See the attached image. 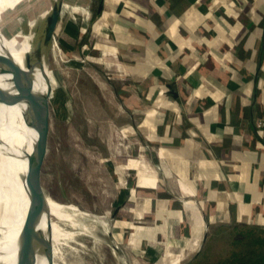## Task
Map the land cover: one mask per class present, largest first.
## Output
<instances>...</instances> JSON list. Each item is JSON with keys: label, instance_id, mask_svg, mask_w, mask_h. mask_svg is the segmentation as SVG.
<instances>
[{"label": "crops", "instance_id": "obj_1", "mask_svg": "<svg viewBox=\"0 0 264 264\" xmlns=\"http://www.w3.org/2000/svg\"><path fill=\"white\" fill-rule=\"evenodd\" d=\"M56 1L71 50L87 30L86 54L114 58L97 85L140 143L130 162H107L115 225L134 228L136 250L166 242L183 264L211 231L264 233V0Z\"/></svg>", "mask_w": 264, "mask_h": 264}, {"label": "rangeland", "instance_id": "obj_2", "mask_svg": "<svg viewBox=\"0 0 264 264\" xmlns=\"http://www.w3.org/2000/svg\"><path fill=\"white\" fill-rule=\"evenodd\" d=\"M78 1L80 3V0ZM35 2L36 13L33 21L37 17H43L50 0ZM78 8L81 10V7L76 5L67 16L70 23H74L73 19L79 16L75 13ZM57 27L58 22L55 32ZM64 27L66 28V24L62 22V26L58 28ZM39 28L40 31H34L27 41L32 90L37 106L40 94L49 89L46 74L50 75L45 65L44 52L48 35L44 33L42 24ZM56 38L57 44L48 59L53 76L51 85L55 86V89L51 99L50 145L43 182L50 195L48 203L52 201L53 204L71 203L74 206L67 210L63 206H55L45 218L47 222L50 221V217L52 218V230L61 236V239L64 238L63 244L61 240L54 244L55 250L62 244L61 260L55 263L176 264L169 255H165L163 247L166 242H157L151 250L139 252L131 241L134 228L128 230L129 234L125 230L129 237L123 235L125 238H117V234L122 231L115 225L117 215H114L119 185L116 175H110L114 173L108 168L107 162L115 165L130 162L133 159L131 156L135 155L131 150V143L136 148L140 147V143L133 142L137 136L124 135H127L123 128L124 120L116 117L120 113L119 103L115 101L113 95L111 96L108 87L105 89L97 85L98 83L105 85L99 81L102 78L100 70L104 65L105 68H110L109 63L114 61V58H106V63H103V58L98 57V61L99 49L93 50L92 54L91 50L86 56L79 55L77 51L71 50L70 46L73 44L72 41L74 42L71 37L65 35ZM93 57L96 59H91ZM35 138L33 168L41 173L37 122ZM77 209L85 214L81 211L77 213ZM54 238L57 240V237ZM228 240V237L220 234L213 238L210 241L212 253L222 255L227 252ZM201 242L194 247L193 253L200 250L203 243ZM39 255L41 252L37 256ZM37 264L48 262L39 257Z\"/></svg>", "mask_w": 264, "mask_h": 264}, {"label": "bare ground", "instance_id": "obj_3", "mask_svg": "<svg viewBox=\"0 0 264 264\" xmlns=\"http://www.w3.org/2000/svg\"><path fill=\"white\" fill-rule=\"evenodd\" d=\"M35 6V0H0V87L7 92L8 102H0V264L17 263L19 234L30 206L27 174L33 168L36 150L37 102L32 90L27 41L34 31H40V24L49 35L50 25L56 26L60 15L59 2L50 0L43 17L33 21ZM7 53L12 57L10 72L1 73L2 59ZM52 204L53 201L48 203V214L55 206L66 210L74 206ZM48 214L39 223L43 231L48 229L49 222L45 221ZM52 237L54 244L58 240L63 244L64 238L54 230ZM62 244L54 248L55 262L61 260ZM39 257L46 259L42 252L37 262Z\"/></svg>", "mask_w": 264, "mask_h": 264}, {"label": "water", "instance_id": "obj_4", "mask_svg": "<svg viewBox=\"0 0 264 264\" xmlns=\"http://www.w3.org/2000/svg\"><path fill=\"white\" fill-rule=\"evenodd\" d=\"M102 5L103 0L101 2V7ZM55 29V25L51 24L49 35L45 43V65L50 72V75L46 74L49 89L47 90V92L40 94L36 112L42 167L41 173L38 170L36 172V170L31 167L27 174V187L30 198V206L28 208L19 234V255L16 264H36L37 255L39 254V252H42L44 254L48 264H55V247L52 237L51 223L52 218L50 217L48 229L46 232L39 228V223L43 215L48 214L49 212L48 196L50 195L47 193L44 186L43 172L49 153L51 132V99L55 89V86L52 87L51 85L53 76L48 65L49 56L53 52L56 45L57 34L55 32ZM11 61L12 57L7 53L2 59L1 73L10 72ZM0 102L8 104L7 92L1 87ZM187 262L183 264H186Z\"/></svg>", "mask_w": 264, "mask_h": 264}, {"label": "trees", "instance_id": "obj_5", "mask_svg": "<svg viewBox=\"0 0 264 264\" xmlns=\"http://www.w3.org/2000/svg\"><path fill=\"white\" fill-rule=\"evenodd\" d=\"M88 31L81 32L80 54L85 55L91 44L85 41ZM68 45V43H67ZM79 44H76L78 48ZM87 59H90L86 57ZM113 75V72L111 73ZM109 74V75H111ZM130 226V224L128 225ZM263 232V231H262ZM129 234V232L127 231ZM225 235L228 237V250L222 255L214 254L211 251L212 244L210 241L217 235ZM129 237L126 232L117 234L118 239ZM186 264H264V233H257L254 230H248L240 227L237 230H217L211 231L205 246L202 250Z\"/></svg>", "mask_w": 264, "mask_h": 264}, {"label": "built area", "instance_id": "obj_6", "mask_svg": "<svg viewBox=\"0 0 264 264\" xmlns=\"http://www.w3.org/2000/svg\"><path fill=\"white\" fill-rule=\"evenodd\" d=\"M257 127L258 128H263L264 127V121L263 120H260L258 123H257Z\"/></svg>", "mask_w": 264, "mask_h": 264}]
</instances>
